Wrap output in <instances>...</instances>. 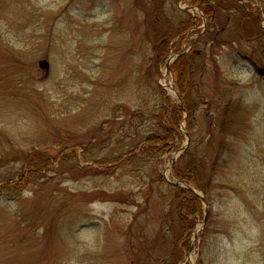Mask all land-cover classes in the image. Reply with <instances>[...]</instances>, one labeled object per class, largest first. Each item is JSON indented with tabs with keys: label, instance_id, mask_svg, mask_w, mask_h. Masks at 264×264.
Instances as JSON below:
<instances>
[{
	"label": "rangeland",
	"instance_id": "1",
	"mask_svg": "<svg viewBox=\"0 0 264 264\" xmlns=\"http://www.w3.org/2000/svg\"><path fill=\"white\" fill-rule=\"evenodd\" d=\"M233 1L213 23L188 0H0V264H168L176 239L180 264H264V0ZM185 12L201 24L162 51ZM190 52L195 117L143 159ZM186 150L197 184L172 175Z\"/></svg>",
	"mask_w": 264,
	"mask_h": 264
},
{
	"label": "trees",
	"instance_id": "2",
	"mask_svg": "<svg viewBox=\"0 0 264 264\" xmlns=\"http://www.w3.org/2000/svg\"><path fill=\"white\" fill-rule=\"evenodd\" d=\"M189 3L195 7L201 8L213 21V23L216 20L217 17V11L219 10H225V6H223L222 2L227 5L232 4L230 9H238L239 3L236 4L233 0H216L219 2V8L218 6H213L214 1L211 2V0H188ZM222 1V2H221ZM242 8V7H241ZM158 10V8L156 9ZM245 15H243L241 19V30L244 29V27L248 24V22L244 19ZM259 18H255V23L258 24ZM170 22V21H169ZM170 26L168 27V30L162 34V37L160 39V49L162 51L166 48L171 47V42L178 38L181 43L187 38L188 31L195 26H198L201 24V19H198L191 14H188L185 12V14H181L178 16V21L176 24L169 23ZM212 27V26H210ZM209 27V28H210ZM246 29V28H245ZM162 32V31H159ZM248 33V29L245 30V34ZM158 51V50H157ZM160 53V52H159ZM192 53L189 54H182L179 56V58L176 60V62L173 65L174 68V81L179 86V93L181 97L184 99L185 107L182 108L180 105H174V109L165 110V119L168 118L169 125L165 124L167 128H169L167 134L165 136H153L151 137V145L144 146L143 148H139L138 154L141 158H150V157H156L158 154H171L174 151H176L179 146H181L182 142V133L179 129H177L176 126H174V122L176 121V118L182 119L183 115L186 114L187 118L189 119V123H192V120L195 117L196 114V102L194 95L191 92L192 87L194 88L192 77H193V62H192ZM239 107V105H237ZM233 112V111H232ZM176 113V115H175ZM237 115V114H235ZM237 116L229 115V108H225L223 111V117L221 119V134L223 135L228 129H231V126L233 123L237 122ZM231 125V126H230ZM226 127H228L227 130H224ZM160 144V145H159ZM156 145L155 147H153ZM159 145V146H158ZM190 149V147H189ZM187 155H190V151L186 150L179 159L175 162L172 169V175L179 179L184 181H192L198 183L196 180V177H198V174L196 173V165H194L193 159H189ZM184 157L188 158L186 161L184 160ZM174 186L175 190V198L178 199L179 196L185 197L188 201L189 198L195 199L201 206L200 198L193 193V191L184 188L180 185L171 183ZM14 186L20 187L21 181H16L13 184ZM17 187V188H18ZM183 205V204H181ZM180 208V207H179ZM179 223L177 225L179 230H185L186 226L183 225V221L185 220L183 216V210L179 209ZM186 221V220H185ZM178 236V235H177ZM175 235V239L177 237ZM176 245L178 247V240H175V248L171 255L170 261L168 264H180L181 262V256H177L178 252H181L180 250L176 251ZM183 261V260H182Z\"/></svg>",
	"mask_w": 264,
	"mask_h": 264
},
{
	"label": "water",
	"instance_id": "3",
	"mask_svg": "<svg viewBox=\"0 0 264 264\" xmlns=\"http://www.w3.org/2000/svg\"><path fill=\"white\" fill-rule=\"evenodd\" d=\"M39 63H40V66H41L42 68H45V69H47V70H48L49 67H50L49 62H48L47 60H42V61H40ZM175 184L179 185L180 183L177 182V183H175ZM188 189L193 190L192 187H189ZM193 191H194V190H193ZM197 196H199V197L201 198V195H200L199 193H197Z\"/></svg>",
	"mask_w": 264,
	"mask_h": 264
},
{
	"label": "bare ground",
	"instance_id": "4",
	"mask_svg": "<svg viewBox=\"0 0 264 264\" xmlns=\"http://www.w3.org/2000/svg\"><path fill=\"white\" fill-rule=\"evenodd\" d=\"M167 86H168V88H169L170 90L172 89V87H171L170 85H167ZM168 88H167V89H168ZM193 190H194V188H193Z\"/></svg>",
	"mask_w": 264,
	"mask_h": 264
}]
</instances>
